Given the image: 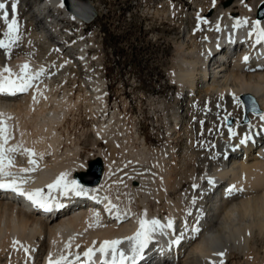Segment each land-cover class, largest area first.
<instances>
[{
  "label": "bare ground",
  "instance_id": "1",
  "mask_svg": "<svg viewBox=\"0 0 264 264\" xmlns=\"http://www.w3.org/2000/svg\"><path fill=\"white\" fill-rule=\"evenodd\" d=\"M92 1L88 0L95 7ZM2 2L7 5L10 19L13 15L11 4L16 3L18 35L5 37L3 33L7 27L0 21V40L9 44L10 53L6 55L5 50L0 49V73L15 80L20 66L27 63V72L35 76L32 87L26 91L0 95V114H3L0 119L5 121L9 134L5 148L17 147L16 152L7 153L13 165L6 171L18 181L23 179L25 182L20 185L29 189L52 184L61 173H66L64 182L75 181L78 185L76 178L87 171L91 160L100 158L99 183L79 184L76 190H82V195H91L94 200L97 194H106L109 207L116 210L117 215L110 217L99 210L97 216L85 207H78L61 216L41 220L26 206L15 207L12 199L0 195V264L35 261L47 245L72 264H88L84 261V252L89 248L96 249L106 240H119L120 235L134 236L141 218L150 221L158 217L178 223L184 234L171 260L156 264H228L233 262L234 254L248 258L254 250L255 238L264 240V143L257 145L264 139V120L261 119L264 116V63L256 65L252 51H246L247 62L236 60L229 66L223 63L225 70L207 83L203 79L201 87L198 80L205 76L201 73L202 58L213 39L230 37L235 40V28L242 25L255 31V14L261 4L258 11L264 12V0L201 3L192 0L190 33L188 26L181 23L184 17L180 8L170 7L173 0L164 1L165 8L151 13L154 18H175V25L183 33L180 43L175 41L174 69L170 78L178 92L172 98L186 102L190 117L196 115L192 129L184 125L178 127L177 123L171 126L179 118L180 107L174 104L169 109L168 104L163 103L168 142L154 149L141 135L137 116L128 117L126 113L124 116L116 105L109 113L105 97L108 84L106 89V79L94 55L102 45L94 35L88 39L84 37L86 23L69 13L62 0H41L43 18L46 17L44 13L47 15L50 11H55L56 19L59 18L57 24L45 18L58 32L50 34L35 29L32 20L20 21L22 10L28 5L24 0ZM147 11L149 13V9ZM34 16L33 10L31 17ZM260 21V26L264 27V18ZM64 28L66 31L62 35L60 31ZM70 37L77 38L71 41ZM10 39L15 42L9 43ZM91 50H96L92 56ZM5 67L11 69V76L3 72ZM190 91L192 94L187 99ZM249 97L257 103L253 111L243 104ZM126 103L123 101L122 106L125 112ZM205 104L207 107L203 108ZM185 107L181 109L187 112ZM82 113L93 124L89 146L94 153L90 162L81 159L83 148L79 137L71 138L68 134L65 141L59 132L65 128L68 118L74 120ZM186 130L192 133L180 157L177 146H182L181 136ZM246 137V143L241 144V139ZM209 138L211 144H207ZM99 144H105L108 150H103ZM25 149L34 150L32 158L37 161L30 172L20 171L33 167ZM116 150L120 157L117 161L114 159ZM190 163L192 170L187 166ZM229 163L231 165L227 166ZM223 166L224 172L218 178L227 179L226 187L214 184V173ZM197 168L202 170V175L196 173ZM185 182L190 183L186 189L183 188ZM194 228L199 231H193ZM134 245L138 249L134 242L125 264H133L134 256L138 262L154 247H144L136 255ZM101 256L100 253L93 257Z\"/></svg>",
  "mask_w": 264,
  "mask_h": 264
},
{
  "label": "rangeland",
  "instance_id": "2",
  "mask_svg": "<svg viewBox=\"0 0 264 264\" xmlns=\"http://www.w3.org/2000/svg\"><path fill=\"white\" fill-rule=\"evenodd\" d=\"M24 1L29 6L27 5V8L25 7L22 10L20 21L32 20L35 29L43 30L50 34L54 32L55 34L58 33L56 30H53L54 26L46 21L45 13L43 20L38 18L43 17L44 12L40 5L41 0H37L35 5L30 0ZM164 1L167 0H93L92 2L96 5L99 15L94 23L86 24L87 27H85L84 32V37L87 38L94 35L93 38L102 45L99 51L91 50L90 56L96 51L94 55H97L99 70L101 75H104L106 79V89L108 84L107 96L110 102H113L112 106L116 102L117 104H114V106H118L124 116L126 113L128 117H138L139 120L136 123L139 122L140 133L146 138L147 145L153 149L162 148L168 142L165 138L166 126L164 125L167 114L162 111L163 103L168 104L167 107L169 109L174 104L180 107L179 115H177L179 118L171 126L177 123L178 127L184 125V127L192 129L195 124L193 121H196V115L193 118L190 117L188 112L189 107L186 105V102L173 100L178 92V87L170 78L174 69L175 41L179 44L183 33L175 25V18L170 16L165 20L163 17H152L151 13L153 11L165 8L166 4L163 3ZM191 1L173 0L172 5H170L172 9L180 8L181 14L184 17L181 23L188 26L189 33L191 32V27L188 24H191L193 21L189 17L192 15L194 8L190 4ZM198 1L201 3L208 0ZM261 5L263 6V4ZM261 5H259L257 10H259ZM31 7L34 9L31 10ZM147 9H149V13ZM33 10L36 15L34 18L31 17ZM28 11L31 12L28 13ZM48 17L49 20L56 21L55 23L57 24L59 19H56L58 17L57 14ZM63 25L67 26V24ZM64 31H66V28L60 31V33L63 35ZM67 31L68 33L70 32V27ZM76 38L70 37L69 40L75 41ZM55 40H58L57 37ZM94 67L96 68L95 65H93ZM78 68L81 70L80 75L83 76L84 72L81 66H78ZM107 96L105 97L107 98ZM122 100L128 103L126 105V112L124 111V107H122ZM169 100L173 102L168 103ZM243 104L249 111H253L255 106H257L256 100L252 99V97L246 99ZM183 106H186L187 112L181 109ZM202 107L206 108L207 106L205 104ZM109 109L110 113L113 107ZM185 112L188 114L185 120L183 118L186 114L180 120L181 115ZM100 119L103 120L104 118L100 117ZM66 122L68 124L66 123L65 128L59 132L62 136L64 135L65 141L68 134L71 138L79 137L81 149L83 148L80 155L81 159L90 162L92 153H94L89 146L92 139L90 133L93 125L92 120L87 119L85 114L82 113L80 116H76L74 120L72 117L68 118ZM182 128L181 130H184ZM83 131L84 136L81 137ZM190 133H192V130H186L181 136V139H183L182 146H177L180 157L182 156L184 145L188 142ZM206 141L207 144H211L212 139L209 138ZM99 146L105 151L108 150L105 144H99ZM115 152L114 159L117 161V158L119 159L120 157L118 151L116 150ZM187 166L189 170H192L193 164L191 166L190 163ZM197 170L196 173L202 175V170L198 168ZM189 186L190 183L185 182L183 188L186 189ZM152 207H154V204ZM255 240L253 243L254 250L248 258L243 257L242 254H234L232 258L233 262L230 261L228 264H264V240L257 237Z\"/></svg>",
  "mask_w": 264,
  "mask_h": 264
},
{
  "label": "snow or ice",
  "instance_id": "3",
  "mask_svg": "<svg viewBox=\"0 0 264 264\" xmlns=\"http://www.w3.org/2000/svg\"><path fill=\"white\" fill-rule=\"evenodd\" d=\"M11 11H12V18H9V12L7 10V5L0 0V21H3L4 24L7 27V31L3 33L5 37H12L14 33L18 35V24L17 20L15 19V11H16V3L13 2L11 4ZM247 21H245L246 23ZM253 27L256 31L257 40L256 43H262L264 42V27L260 26V21H256L253 24ZM14 40L10 39L9 43H14ZM0 49L5 50L6 55H10L8 52L9 44H6L4 40H0ZM248 57H244V61L247 62ZM28 64L25 63L20 66V73L16 74V79H10L8 77H3L2 73H0V92L4 91H18V92H24L28 88L32 87V80L35 78V76L29 72H27ZM3 72L9 73V76L12 75L11 69L5 67L3 69ZM40 72H43V69L40 70ZM3 114H0V117H2ZM261 119L264 120V116H261ZM9 134L7 133L5 121L3 119H0V188H10L13 191H16L20 195H25L29 200H31L34 204L45 208V210H51L46 203L42 202L41 189H36L31 193H25L20 187L19 184L24 183L25 181L23 179L17 180L16 177L13 176V174L10 171H6V168H10L13 165V161L10 157L7 156V153H12L17 151V147H9L5 148V145L8 143ZM247 141V137L244 139H241L240 143L244 144ZM29 155V164L33 165L32 168H22L20 169L21 172H30L33 171L35 166L37 165V161L33 159L32 157L35 156L34 150L31 149H25L24 150ZM66 173H61L59 177L52 183L47 185L49 189L62 187L65 191H75L76 195L83 194L82 190H76L78 189V185L75 184V181L72 182H64ZM6 177H13L11 180L6 181ZM71 185V187H69ZM37 197H41L40 199H37ZM107 199V198H106ZM110 203V202H109ZM106 210H109L106 208ZM99 216V214H96ZM146 216V212L144 214ZM161 227V224L158 220L152 219L147 220L144 218H141L139 221V229L132 237H127V240L135 241L138 245L137 247L134 245L133 252L136 255H139L140 252L143 251L144 247L147 245L150 234L154 231H156L157 228ZM167 227L171 228L172 224L169 221L167 224ZM193 231H199V229H193ZM123 241L121 240H112V241H103L98 251L102 255H106L109 253L111 254V262L110 264H125V261L129 259L125 255L124 252L118 251L117 246L120 245ZM18 243V242H17ZM94 249L89 248L87 251L84 252V256L88 259V261H92V258L94 256ZM216 255L223 256V253H217ZM118 257V259H117ZM66 257H61V261L66 260ZM77 260H79V256L76 257ZM133 264H135V256L132 257ZM61 261H56L55 264H61ZM49 264H53L51 259H49ZM68 264H72V262H68ZM101 264H109V261L102 260Z\"/></svg>",
  "mask_w": 264,
  "mask_h": 264
},
{
  "label": "water",
  "instance_id": "4",
  "mask_svg": "<svg viewBox=\"0 0 264 264\" xmlns=\"http://www.w3.org/2000/svg\"><path fill=\"white\" fill-rule=\"evenodd\" d=\"M66 10L83 22L89 24L97 16L95 8L88 0H62ZM102 173V162L100 158L91 160L86 172L80 174L77 179L80 183L93 186L99 183Z\"/></svg>",
  "mask_w": 264,
  "mask_h": 264
}]
</instances>
